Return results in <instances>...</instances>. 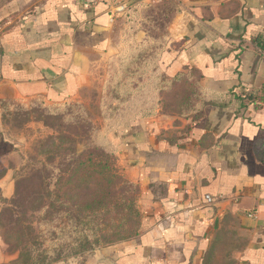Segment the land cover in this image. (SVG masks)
Segmentation results:
<instances>
[{
	"label": "crops",
	"instance_id": "crops-1",
	"mask_svg": "<svg viewBox=\"0 0 264 264\" xmlns=\"http://www.w3.org/2000/svg\"><path fill=\"white\" fill-rule=\"evenodd\" d=\"M127 1V14L112 15L109 0H0V204L17 179L6 107L70 102L126 45L146 43L166 3ZM176 4L160 62L168 78L194 73L214 96L263 86L264 0ZM96 141L138 186L143 230L90 264H217L225 250L231 264H264V107L212 105L194 121L159 104ZM7 249L0 234V264H15Z\"/></svg>",
	"mask_w": 264,
	"mask_h": 264
},
{
	"label": "trees",
	"instance_id": "trees-1",
	"mask_svg": "<svg viewBox=\"0 0 264 264\" xmlns=\"http://www.w3.org/2000/svg\"><path fill=\"white\" fill-rule=\"evenodd\" d=\"M163 3H166L165 7H159L158 10L162 21L165 19L169 24L172 16L178 11V5L176 1H162L161 4ZM150 19L151 35L155 18L152 16ZM146 43L128 44L125 50L112 60H117L127 53L137 52L139 55L134 57L130 66H136L133 76H140L137 81L145 79L148 68L151 72L147 76L148 83L144 85L148 87V84H153V91L162 93L166 86L178 84L184 85L185 88L182 92L173 94V99L177 102L172 111L162 99L150 107L143 108L142 116H153L159 104L164 105L168 112L194 121L202 117L207 106L235 107L240 112L251 107H264V84L260 88L239 85L225 95L214 96L202 88L194 73L168 78L160 64L165 48H160L158 56L156 49H145ZM147 54L149 57L143 58ZM130 82L133 85L135 80ZM136 93L137 91L132 92ZM159 95L157 94L158 97ZM79 145L76 139L69 135L51 137L44 142V149L48 150L49 154H54L48 160L59 162L56 166L59 175L52 180L50 172L43 167L41 171L45 172V175L34 180L35 184L29 186L30 191L26 192V195L18 194L14 205L16 208L22 207V215H26L27 209L40 205V210H43L41 219L47 228L46 234L55 237L42 255L32 258V246H42L38 238L41 236H35L32 226L26 228L27 233L24 228L18 229L20 221L17 219L10 230L16 235L17 248H20L15 264H56L70 256L92 252L102 246L130 241L142 233L143 212L139 207L138 186L120 173L113 154L95 144H88L80 151ZM52 187L55 190L52 191ZM46 200H50L49 205H45ZM13 201L14 199L10 202Z\"/></svg>",
	"mask_w": 264,
	"mask_h": 264
},
{
	"label": "rangeland",
	"instance_id": "rangeland-1",
	"mask_svg": "<svg viewBox=\"0 0 264 264\" xmlns=\"http://www.w3.org/2000/svg\"><path fill=\"white\" fill-rule=\"evenodd\" d=\"M160 14L158 9L153 12L155 27H153L149 37L152 39L150 41L148 39L145 44V49L148 47H151L153 51L156 49V52L159 53L158 56L161 52L160 48H166L168 43V22L165 19L162 21ZM138 55L137 52H132L117 60H111L108 67L101 69L96 74L93 83L82 89L78 97L67 102V104L47 105L43 102H31L6 107L4 124L8 134L18 145L17 152L11 162L17 178L14 201H4L0 204L3 206L0 214V234L8 247L7 251L11 254H17L19 257L18 240H16V235L10 231L17 219L20 221V225L17 226L18 229L24 228L25 233H27L26 228L32 226L35 230V236H41L38 238L42 246H32L34 248L31 253L32 258H38L42 255L45 249L49 247V243L54 241L55 235L51 237L50 234H46L47 228L41 219L43 210H40L42 209L40 205L27 209L26 215H22V207L16 208L14 205L18 194L20 196L26 195V192L30 191L28 190L29 186L35 184L34 180L45 175V172L41 171L43 167L50 172L52 180L59 175L56 169L59 162H50L48 159L54 154H49L48 150L43 147L46 140L51 137L69 135L76 139L77 143L80 144L78 149L83 151L88 144L99 146L96 139L103 129H113L119 122L133 119L140 110L150 107L154 102L163 99V103L168 106L169 110L174 109L177 101L173 99V94L182 92L185 86L182 84L168 85L162 93L153 91L151 87L153 84H148V87L144 85V83H148L149 78L147 76L151 72L148 68L146 69L147 76L143 79L144 82L137 81L136 79H139L140 76L137 74L133 76V69L136 66L133 68L130 66L134 57ZM147 57H149L148 54L144 55L143 58ZM132 79L135 80L133 85L130 82ZM134 91L137 93L132 94ZM157 94H160L159 97ZM53 190H55L54 187H52ZM49 203L50 200H46L45 205H49ZM226 239H228L227 236ZM104 247L107 246L75 257L70 256L56 264H90L92 255ZM226 254L227 250L219 254L221 259L217 261V264H230V259L223 258ZM18 264H23V262Z\"/></svg>",
	"mask_w": 264,
	"mask_h": 264
},
{
	"label": "built area",
	"instance_id": "built-area-1",
	"mask_svg": "<svg viewBox=\"0 0 264 264\" xmlns=\"http://www.w3.org/2000/svg\"><path fill=\"white\" fill-rule=\"evenodd\" d=\"M112 4V15L122 14L125 15L128 13L127 0H109ZM162 1H178V0H152L153 3H160ZM207 203H213V199L210 196L206 197Z\"/></svg>",
	"mask_w": 264,
	"mask_h": 264
}]
</instances>
